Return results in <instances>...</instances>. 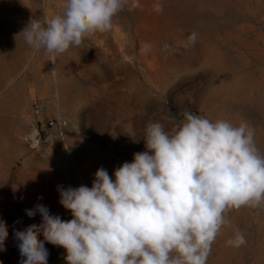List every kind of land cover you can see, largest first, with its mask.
Segmentation results:
<instances>
[{"label": "rangeland", "instance_id": "374dc122", "mask_svg": "<svg viewBox=\"0 0 264 264\" xmlns=\"http://www.w3.org/2000/svg\"><path fill=\"white\" fill-rule=\"evenodd\" d=\"M131 2L110 31L53 57L19 34L31 18L61 13L64 0H0V221L8 229L0 264H20L15 231L42 222L39 212L29 217L25 210L42 204L71 220L58 186L90 188L101 167L114 179L118 167L146 150L149 123L169 129V118L180 121L185 111L246 121L264 152V0H140L135 9ZM156 3L162 12L154 11ZM32 75L42 83L52 78L48 94H28ZM36 99L70 126L33 149L26 136L36 125ZM225 215L230 224L207 264H264V203ZM236 229L247 241L240 248L226 243ZM45 248L48 264H66L65 249L47 242Z\"/></svg>", "mask_w": 264, "mask_h": 264}, {"label": "clouds", "instance_id": "9594fccd", "mask_svg": "<svg viewBox=\"0 0 264 264\" xmlns=\"http://www.w3.org/2000/svg\"><path fill=\"white\" fill-rule=\"evenodd\" d=\"M126 7L129 0H64L61 13L31 18L19 35L36 52L55 57L110 31ZM130 7H141L140 0ZM153 9L160 13L163 6ZM188 40L194 44L197 33ZM169 119V129L148 124L146 150L118 167L114 179L101 167L90 188L58 186L71 220L42 204L25 210L29 217L39 212L42 222L15 231L20 264H48L45 242L65 249L66 264H207L221 228L230 224L225 213L264 203V152L246 121L188 111L180 121ZM7 236L0 221V251ZM226 243L240 248L247 241L236 229Z\"/></svg>", "mask_w": 264, "mask_h": 264}, {"label": "built area", "instance_id": "2783aa9c", "mask_svg": "<svg viewBox=\"0 0 264 264\" xmlns=\"http://www.w3.org/2000/svg\"><path fill=\"white\" fill-rule=\"evenodd\" d=\"M33 106L36 115V125L32 131L27 134L26 140L30 147L35 149L55 132L63 135L66 129L70 126V121L64 116L46 113L45 106L40 99H36Z\"/></svg>", "mask_w": 264, "mask_h": 264}, {"label": "crops", "instance_id": "0c3cea01", "mask_svg": "<svg viewBox=\"0 0 264 264\" xmlns=\"http://www.w3.org/2000/svg\"><path fill=\"white\" fill-rule=\"evenodd\" d=\"M32 76L33 77L29 78L28 79V83L26 84L27 90H28V94L31 95L32 92L38 93L40 95L48 94L50 92V90L52 89V87H53V80H52V78L51 77H48L47 78V81L45 83H42L36 77H34V75H32ZM20 86H21V83H18V84L13 85L12 86L13 92L15 90H17ZM15 128L16 127H11V131L8 132V134H10L9 137H8L9 140H13L15 138L13 136V134H14V131L13 130ZM5 141H7V140L4 139V142Z\"/></svg>", "mask_w": 264, "mask_h": 264}]
</instances>
